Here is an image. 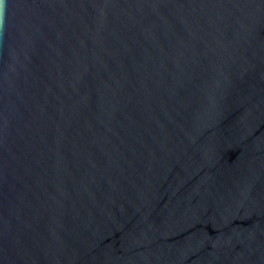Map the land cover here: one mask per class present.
Segmentation results:
<instances>
[{
    "label": "water",
    "instance_id": "95a60500",
    "mask_svg": "<svg viewBox=\"0 0 264 264\" xmlns=\"http://www.w3.org/2000/svg\"><path fill=\"white\" fill-rule=\"evenodd\" d=\"M0 264H264V0H4Z\"/></svg>",
    "mask_w": 264,
    "mask_h": 264
},
{
    "label": "snow or ice",
    "instance_id": "6c2138e0",
    "mask_svg": "<svg viewBox=\"0 0 264 264\" xmlns=\"http://www.w3.org/2000/svg\"><path fill=\"white\" fill-rule=\"evenodd\" d=\"M3 2H4V0H0V5H2V4H3Z\"/></svg>",
    "mask_w": 264,
    "mask_h": 264
}]
</instances>
